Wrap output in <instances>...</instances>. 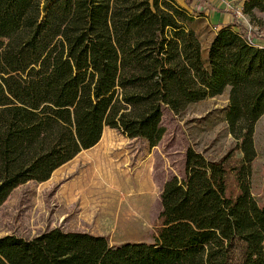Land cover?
Wrapping results in <instances>:
<instances>
[{
	"label": "trees",
	"instance_id": "trees-1",
	"mask_svg": "<svg viewBox=\"0 0 264 264\" xmlns=\"http://www.w3.org/2000/svg\"><path fill=\"white\" fill-rule=\"evenodd\" d=\"M184 3L0 0V206L94 146L104 127L153 147L165 110L225 91L223 120L241 154L187 147L182 176L163 183L150 242L53 227L0 236V264H264V192L251 190L264 44L234 11L211 32L205 11L223 8ZM241 11L253 18L264 0H242Z\"/></svg>",
	"mask_w": 264,
	"mask_h": 264
},
{
	"label": "rangeland",
	"instance_id": "rangeland-1",
	"mask_svg": "<svg viewBox=\"0 0 264 264\" xmlns=\"http://www.w3.org/2000/svg\"><path fill=\"white\" fill-rule=\"evenodd\" d=\"M211 1L233 10L246 30L255 33L254 42L264 44V12H255L251 18L242 13V0ZM205 14L211 32L215 31L220 26L216 15L209 9ZM226 104L227 91L191 104L179 115L165 110L162 123L166 131L153 147L144 139L128 138L106 126L99 147L91 152L98 165L95 186H84L74 202L65 204L58 195L60 183L28 181L19 185L0 206V236L31 238L60 227L104 235L110 244L152 241L159 224L163 183L171 175L182 176L187 147L209 158L217 159L229 151H233V160L241 156L223 120L221 108ZM254 146L251 190L260 198L264 192V115L255 123Z\"/></svg>",
	"mask_w": 264,
	"mask_h": 264
},
{
	"label": "crops",
	"instance_id": "crops-1",
	"mask_svg": "<svg viewBox=\"0 0 264 264\" xmlns=\"http://www.w3.org/2000/svg\"><path fill=\"white\" fill-rule=\"evenodd\" d=\"M176 1L177 3L182 5L185 4L184 0H176ZM195 1L196 0H192V3H194ZM207 1L210 2L211 4L213 3L211 0H207ZM213 5L219 8H223V12L209 9L214 12V16L216 15L215 19L216 21H218L219 24H225L231 21L233 17L232 15L233 10L227 8L225 5L220 6L215 3H213ZM99 142L100 140L94 146L80 151L71 160L56 168L52 172L49 179L41 182V183L57 182L58 184L60 183L58 186V195L62 203L67 204L72 201L74 202L76 200L77 193H79L81 188L84 189V186L85 187L95 186V179H97L96 177L98 174V165L93 159L94 156L91 154V152L99 147L98 146ZM100 150L101 151L99 152H102V148ZM63 215L66 214L64 213ZM63 215L61 217H63Z\"/></svg>",
	"mask_w": 264,
	"mask_h": 264
},
{
	"label": "built area",
	"instance_id": "built-area-1",
	"mask_svg": "<svg viewBox=\"0 0 264 264\" xmlns=\"http://www.w3.org/2000/svg\"><path fill=\"white\" fill-rule=\"evenodd\" d=\"M248 41H250V40H248Z\"/></svg>",
	"mask_w": 264,
	"mask_h": 264
}]
</instances>
